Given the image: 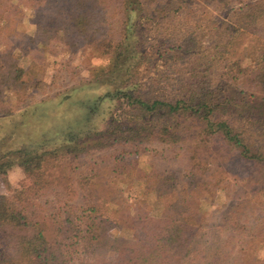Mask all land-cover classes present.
I'll return each instance as SVG.
<instances>
[{
	"label": "trees",
	"instance_id": "1",
	"mask_svg": "<svg viewBox=\"0 0 264 264\" xmlns=\"http://www.w3.org/2000/svg\"><path fill=\"white\" fill-rule=\"evenodd\" d=\"M0 35L108 58L84 117H67L63 95L47 124L31 114L44 101L8 109L26 69L0 64V174L17 165L28 179L0 194V264H264V216L250 223L245 201L227 227L204 230L224 184L264 198V0H0ZM153 143L185 161L182 174L147 178L160 212L145 200L136 216L101 195L76 202L93 184L74 171L81 158Z\"/></svg>",
	"mask_w": 264,
	"mask_h": 264
},
{
	"label": "rangeland",
	"instance_id": "2",
	"mask_svg": "<svg viewBox=\"0 0 264 264\" xmlns=\"http://www.w3.org/2000/svg\"><path fill=\"white\" fill-rule=\"evenodd\" d=\"M34 11L35 9L23 10L25 15L22 22L25 25L28 24L27 18L35 16ZM11 62L26 69L23 78L28 81V89L23 92L21 102L10 92L5 93V99L11 101L7 104L8 109L15 112L19 108L34 106L35 103L44 101L34 106L31 114L35 121L47 124L56 108L50 99L63 95L67 98L62 107L67 117L73 119L84 117L85 108L103 88L101 83L95 87V74L99 66L107 65L108 58L95 54L86 45L75 52L59 51L51 54L28 44L25 38L0 35V64L8 69ZM120 150L107 149L93 152L75 163L76 173L84 171L88 175H93V184L85 191H79L76 202L79 203L85 193L94 197L101 195L106 197L112 211L126 214L128 207L130 214L136 216L145 200L155 213L160 212V205L144 187L148 182L147 178L154 174L169 171L182 174L185 161L180 155V149L153 143L139 147L125 146V153H120ZM27 182L28 179L21 167L13 166L4 174H0V194L10 195ZM232 182L234 181L215 190L214 195L206 202L204 230L208 235L214 230H219L221 225L227 227L229 214L243 201L247 207L246 214L251 218L250 223L253 222L252 218H257L255 221L257 222L261 216H264V208L261 209V204L264 202L262 195L258 194L255 197L252 193L253 189ZM45 205L52 204L48 202ZM77 213L81 214V212Z\"/></svg>",
	"mask_w": 264,
	"mask_h": 264
}]
</instances>
